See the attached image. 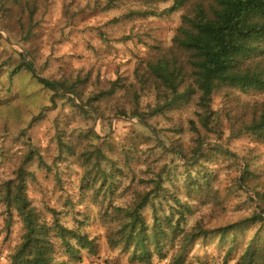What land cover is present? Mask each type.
Returning <instances> with one entry per match:
<instances>
[{
	"label": "rangeland",
	"instance_id": "obj_1",
	"mask_svg": "<svg viewBox=\"0 0 264 264\" xmlns=\"http://www.w3.org/2000/svg\"><path fill=\"white\" fill-rule=\"evenodd\" d=\"M172 5L171 0H0V264L10 262L24 233L20 216L5 200L21 169L31 208L50 223L57 216L93 244L82 248L72 241L78 252L70 258L55 240L60 264H141L110 244L118 226L114 209L132 206L158 179L168 194L189 203L186 230L196 225L215 230L258 207L248 198L256 196L255 182L264 185V144L243 125L264 107L263 92H214L211 108L221 137L201 127L198 93L148 123L136 115L158 103L153 80H144L147 63L171 47L181 25L186 10L167 14ZM21 55L37 76L73 86V93L45 88L27 70L10 79ZM201 141L206 142L200 151L208 150L204 158L186 163L179 152L190 158ZM217 144L223 151H215ZM97 152L104 156L101 168L92 169L88 162ZM248 165L257 169V179L251 189L240 190L237 180ZM189 175L200 181L208 176L211 188L188 195ZM104 176L106 184L112 182L107 188ZM163 203L168 214L170 205ZM144 216L151 226L150 207ZM262 229L261 223L243 227L228 264L236 263ZM219 244L217 235L197 241L184 264H221L228 245ZM177 250L178 240L152 264H170Z\"/></svg>",
	"mask_w": 264,
	"mask_h": 264
},
{
	"label": "trees",
	"instance_id": "obj_2",
	"mask_svg": "<svg viewBox=\"0 0 264 264\" xmlns=\"http://www.w3.org/2000/svg\"><path fill=\"white\" fill-rule=\"evenodd\" d=\"M171 1L173 5L165 11L167 14L180 9L186 11L171 47L161 52L155 61L147 63L148 75L144 80L145 84L150 83V78L153 80L158 103L148 112H136V115L148 123L149 118L164 114L198 93V107L201 112L197 113V117L201 127L218 133L221 137L218 114L211 108L214 92L231 88L244 93H264V0ZM150 14L161 15L156 12ZM12 69L9 73L10 79L27 70L45 88L73 93V86L68 87L65 83L37 76L33 63H26L22 55L21 62ZM83 112L90 114L84 109ZM191 124L195 129V123L192 121ZM243 128L255 134L264 144V107L256 110L251 124L243 125ZM204 142L206 141L199 143L198 150L190 158L179 152L186 163L196 159L198 163L204 158V152L208 151H200ZM213 146L215 151H223L222 145ZM94 157V160H89L88 166L100 169L104 156L97 152ZM261 171L259 169V173ZM25 176L21 169L19 181L12 184L5 198L6 205L9 208L14 207L20 216L24 229L21 242L9 256L8 264H60L56 258L55 240L70 258L76 257L78 252L72 241L82 248H93L92 242L79 230L65 227L57 216L50 223L31 208L26 195ZM256 176L257 169L248 165L242 177L237 180V186L240 190L245 186L251 189L249 187L257 179ZM108 181V176H104L103 186L106 188L112 185V182L106 184ZM184 182V191L188 195L194 196L196 192L211 188L208 176L200 181L189 175ZM153 184L152 190L139 193L135 197L132 206L114 209L118 226L109 240L112 247L121 246L123 250L131 252L133 260L141 264H152L155 255L164 257L165 249L174 247L176 240L178 250L171 257L170 264H184V257L193 251L194 244L199 240L207 241L212 235L218 236L221 247L228 245L221 263L228 264L233 252L237 250L238 233L243 231V227L256 226L258 223L264 226V185L260 186L259 182H255L258 186L251 189L256 192L257 202L252 194L248 198L253 205L259 203L253 213L239 222L215 230L199 225L186 230V216L192 212L189 203L181 200L179 196L168 194L160 179ZM163 202L170 205L171 211L168 214L164 212ZM147 207L152 212L151 226L146 223L144 216ZM235 264H264V229L256 231Z\"/></svg>",
	"mask_w": 264,
	"mask_h": 264
},
{
	"label": "water",
	"instance_id": "obj_3",
	"mask_svg": "<svg viewBox=\"0 0 264 264\" xmlns=\"http://www.w3.org/2000/svg\"><path fill=\"white\" fill-rule=\"evenodd\" d=\"M25 58H27L26 55H25Z\"/></svg>",
	"mask_w": 264,
	"mask_h": 264
}]
</instances>
